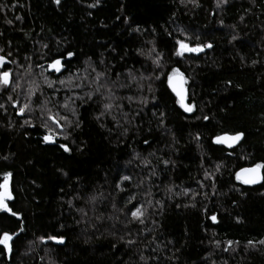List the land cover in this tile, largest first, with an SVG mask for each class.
<instances>
[{
    "label": "trees",
    "instance_id": "16d2710c",
    "mask_svg": "<svg viewBox=\"0 0 264 264\" xmlns=\"http://www.w3.org/2000/svg\"><path fill=\"white\" fill-rule=\"evenodd\" d=\"M94 2L0 0L6 5L0 55L10 61L0 72H11L13 80L7 89L0 86V184L11 172L8 205L20 214L0 213V235L16 234L11 255L0 246V264H264V168L257 186L236 178L264 164V0H228L220 7L217 0H199L198 7L187 0H100L88 6ZM179 40L213 47L177 58ZM153 48L151 58L140 55ZM68 51L76 53L70 62ZM54 59L66 67L55 71ZM86 61L131 85L114 88L131 124L117 110L122 128L111 116L97 120L99 95L87 103L77 98L91 89L76 85L95 75ZM176 70L186 80L188 103L196 105L191 114L170 90ZM45 100L51 114L72 121L68 138L58 135L54 145L43 140L42 125L51 124ZM65 102L75 115L63 109ZM26 103L31 107L21 116ZM238 132L245 136L233 150L213 143ZM141 206L147 209L143 225L129 211ZM56 234L63 245L39 239Z\"/></svg>",
    "mask_w": 264,
    "mask_h": 264
},
{
    "label": "snow or ice",
    "instance_id": "6c2138e0",
    "mask_svg": "<svg viewBox=\"0 0 264 264\" xmlns=\"http://www.w3.org/2000/svg\"><path fill=\"white\" fill-rule=\"evenodd\" d=\"M55 4L60 5L61 4V0H54ZM182 2H184V0H182ZM188 4H192L194 7H198L199 6V0H187ZM228 0H217V7H220L221 5L227 4ZM100 4V0H95L94 3L89 4V7H97ZM6 7V5H0V10H3V8ZM16 19H21V17H16ZM9 24L12 23V21H7ZM138 30V29H137ZM233 39H235V37H233ZM177 43L179 44V50H178V55H184L185 52H202L204 51L205 48L211 49L213 47V45L211 43L208 44H197L195 47H191L189 46L188 43H185L183 40H179L177 41ZM43 47L47 48V45H43ZM4 51L3 48H0V53H2ZM155 52V49L153 48L149 53H144L143 51L140 52V55H147L149 58H151V53ZM8 55H11V53H8ZM157 55H159V53H157ZM67 56V60L70 62L71 59L73 57L76 56V53L73 51H68L66 53ZM27 59V58H26ZM6 63H10V61L6 60V57L4 55H0V67H3ZM86 63L88 64V68L91 69V73H94L95 75L91 77V80H89V76H85L83 78V81H88L87 84H85L83 81L80 84H77L76 87L79 88H84V87H88L89 89H91L88 92H85L83 97H77L78 99L81 100L82 103H87L88 101L93 100V97L96 95H99L102 99L100 102H102V107H103V111L100 112V115L97 116V120H100L101 117L104 116H111L112 120L114 122L117 123L118 127H123L122 124L119 123V121H117L116 119V115L114 114V110L117 111H121L123 106L119 103H117V100L119 99L116 96V93L114 91V88L119 87V88H123V87H131L130 84H119L118 81H113L111 80V77L107 71V69H101V70H97L96 67L93 66V64L89 61H86ZM104 61L101 60L100 64H103ZM153 63H157L158 61L154 60ZM51 67L59 72L61 71L63 68L66 67V63L62 62L61 59H54ZM87 71V69H86ZM91 73L89 75H91ZM128 78H130L133 82H136V77L133 73L132 70H129L128 72ZM175 78V79H174ZM47 81V78H46ZM13 83L12 80V73L4 70L2 72H0V86H2V88L7 89L8 86H10ZM35 83V82H34ZM48 83V87L52 88L53 87V82L51 81H47ZM60 84H65L64 80H60L59 81ZM186 83V80L183 78V74L179 73V70H176L173 73V77L169 78V84L172 86V90L173 92H175L176 96L179 97V103L180 106L184 109L185 112H192L196 105L195 104H189L186 103V95H185V89L183 87V85ZM16 87H20L19 84H16ZM36 90H39V85H35ZM35 91L34 89L30 88L29 89V95H34ZM42 94V93H41ZM9 99H12L11 97H9ZM127 100H129L130 102L132 101V97L131 96H127L126 97ZM49 103L48 100L44 101V107L45 110L47 111L48 115H47V120L51 121V124L45 122L43 123V127L45 129H47V135H45L43 137V140L45 143H50V144H55L57 143V136L60 135L62 136L63 139H67V134H65V128L66 126H71L72 125V121L70 120L68 115H61L59 113L57 114H51V110L47 109V104ZM140 104H145L146 100L145 99H141L139 101ZM0 107H3V105H0ZM31 105L29 103H26L22 108L19 109V115L24 116L25 115V110L26 109H30ZM63 109L66 111H70L73 115H75L76 109L72 108L69 109V104L67 102H65L62 105ZM121 114L123 116V118L125 119V122L128 124L132 123L131 119H128V114L127 113H123L121 111ZM140 115V111H136L135 112V116H139ZM205 120L208 119L207 116L204 117ZM25 123H29L28 120H25ZM161 123H163V120L161 119ZM53 125L55 126V130L53 129ZM34 126V125H32ZM75 126H79V122H76ZM128 131L127 128L124 129V132L126 133ZM244 132H238L233 136H229V137H217L216 138V143L217 144H227V146L229 148L234 147L236 144L240 143V141H242L244 139ZM144 143H148L147 140L144 141ZM60 148H62L65 152H70L71 149L68 147L67 144H60L59 145ZM151 154V153H150ZM137 158H139V154H137ZM145 163H147V161H145ZM163 163L165 165H167L169 162L167 160H164ZM264 168V164H257L254 168L251 169H243V173L248 174L245 176L243 182L245 184H255L259 179H260V169ZM12 176L11 172H8L5 174L4 177V183L0 184V213H10L12 216L14 217H18L20 218V214L13 211L12 208L9 207L8 205V201L13 199L12 196V192L10 190L9 187V181L10 178ZM239 178V176H238ZM124 181H130L131 177L130 176H124L123 177ZM123 190V189H121ZM169 191H171V189H169ZM90 200L92 202H95L96 197L92 196L90 197ZM113 207H115V205H113ZM82 211V210H81ZM130 213H131V217H132V221H135L141 225L145 224V219H146V212L147 209L144 208L143 206L136 208L135 211H131V209H129ZM125 215H127V213H125ZM216 216L213 215L211 216V220L212 221H216ZM131 222V221H130ZM20 231H24L23 227L20 228ZM15 233H8V232H4L2 235H0V246H3V250H7L8 254L11 255L12 251H13V239L15 237ZM40 240H42L44 243H48L49 241L57 244V245H63L65 243V239L63 237V235L60 234H56V235H48L47 238L45 237H40ZM136 243L135 240L133 239H129L127 241V244L132 245ZM238 243V242H237ZM252 241H249V244H251ZM259 243L261 245H264V240H260ZM229 247H231V245L233 244L232 241L228 242ZM228 250V249H225ZM141 259L143 260L144 257L141 256Z\"/></svg>",
    "mask_w": 264,
    "mask_h": 264
},
{
    "label": "water",
    "instance_id": "95a60500",
    "mask_svg": "<svg viewBox=\"0 0 264 264\" xmlns=\"http://www.w3.org/2000/svg\"><path fill=\"white\" fill-rule=\"evenodd\" d=\"M195 53V52H194ZM187 54H191V53H189V52H187ZM63 70V69H62ZM61 70V71H62ZM180 73V72H179ZM173 77V76H172ZM184 78V77H183ZM175 79V78H174ZM185 79V78H184ZM169 87H170V90H171V92L174 94V96L178 99V101H179V97H177L176 96V94H175V92H173V90H172V86L169 84ZM183 87H184V89H185V95H186V100H185V102L186 103H188V100H187V87H186V83L183 85ZM180 104V103H179ZM182 108V107H181ZM183 109V108H182ZM183 111H184V109H183ZM185 112V111H184ZM193 112V111H192ZM192 112H186L187 114H191ZM229 136H233V135H229V134H225V135H220L219 137H229ZM216 138L217 137H215L214 139H213V143H214V145H216V146H222V147H224V148H226L227 150H233V149H235V148H237L241 143H242V141H240V143H238V144H236L234 147H231V148H229L228 146H227V144H217L215 141H216ZM49 145H54V144H50V143H48ZM255 167V166H254ZM254 167H250V168H244V169H251V168H254ZM243 170V169H242ZM242 170H240L238 173H237V176H236V178H237V180L240 182V183H242L243 185H246V186H257V185H259V184H261L262 183V181H263V170L262 169H260V173H259V175H260V179L255 183V184H245L244 182H243V180H244V178H245V176L246 175H248V174H245V173H243V171ZM238 176H239V178H238Z\"/></svg>",
    "mask_w": 264,
    "mask_h": 264
},
{
    "label": "rangeland",
    "instance_id": "374dc122",
    "mask_svg": "<svg viewBox=\"0 0 264 264\" xmlns=\"http://www.w3.org/2000/svg\"><path fill=\"white\" fill-rule=\"evenodd\" d=\"M190 46V45H189ZM192 47V46H191ZM178 50H179V47H178V49L176 50V52H175V56L177 57V58H180V57H182L181 55H178L177 53H178ZM192 53H194V52H192ZM199 53V52H198ZM184 54H187V52H185ZM172 76H173V74H172Z\"/></svg>",
    "mask_w": 264,
    "mask_h": 264
}]
</instances>
